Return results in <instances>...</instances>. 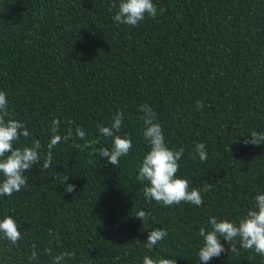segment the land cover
Masks as SVG:
<instances>
[{
    "label": "trees",
    "instance_id": "obj_1",
    "mask_svg": "<svg viewBox=\"0 0 264 264\" xmlns=\"http://www.w3.org/2000/svg\"><path fill=\"white\" fill-rule=\"evenodd\" d=\"M112 2L0 0V91L30 133L15 146L41 143L27 187L0 196V219L12 216L23 236L18 244L0 236V264H29L33 245L39 260L31 264H51L49 249L75 253L63 264H143L144 256L203 264L200 227L211 216L238 221L264 192V145L244 144L251 131L264 132V0H153L156 18L135 27L113 20ZM142 104L157 113L168 147L185 150L177 175L191 188L211 184L202 206L145 199L148 184L137 179L150 150ZM119 110L118 134L130 135L133 148L115 167L99 155L112 147L99 126ZM56 119L59 134L71 128L73 136L52 149L44 169ZM77 127L93 148L75 147L84 143ZM201 142L206 161L192 158ZM65 175L74 193L65 192ZM140 210L151 214L147 221L136 217ZM157 228L168 237L149 249ZM237 247L208 264H264Z\"/></svg>",
    "mask_w": 264,
    "mask_h": 264
},
{
    "label": "clouds",
    "instance_id": "obj_2",
    "mask_svg": "<svg viewBox=\"0 0 264 264\" xmlns=\"http://www.w3.org/2000/svg\"><path fill=\"white\" fill-rule=\"evenodd\" d=\"M113 20L118 24L127 26H138L146 16L155 19L157 6L153 0H120L118 6L113 0L110 11L117 9ZM163 8L160 9L162 13ZM9 101L5 92L0 91V196H12L14 193L27 187L25 172L33 165L40 162L41 143L34 140L31 146L16 147V143L23 136L28 138L30 133L26 124L11 116L8 111ZM197 107H203L202 102ZM142 113L141 120L144 125L143 138L148 143L150 150L143 157L139 166V181H146L148 186L143 188V194L148 201H155L164 207L179 205L181 202L190 203L195 206L203 205V193L211 189V184H204L201 188H191L190 181L177 175L183 158L184 148L170 149L168 147L161 123L157 120V113L148 104H142L139 108ZM123 110L117 111L109 126L100 125L101 136L112 138V147L100 148L99 155L106 158L107 162L118 167L121 157L127 156L133 148L130 135H119L124 121ZM60 121L53 120L51 124V139L47 145V157L44 160L43 168L51 167L53 161L52 149L61 141L67 142L73 136V130L69 128L64 135L59 134ZM75 135L83 144H75L81 150L93 148L94 141L86 138L83 127L75 129ZM244 144L256 146L264 145V132L251 131L250 137L244 140ZM206 161L208 153L205 143H197L194 148L193 159ZM69 177L64 176L62 183L66 193L76 191L75 184H68ZM254 205L249 208L244 216L238 221L218 219L215 216L209 217L207 227H200L198 235L203 238V246L199 249V261L208 264L213 258H218L222 253L230 251L238 252L237 244L245 250H254L255 253L264 256V192L254 197ZM150 213L143 210L138 211L136 217L143 222L147 221ZM0 236L12 244H18L23 239L17 221L10 215L0 219ZM168 237L167 229L151 230L147 236L146 247L152 249ZM227 241L230 248L221 243ZM51 256V264H63L66 258L75 256L74 252L65 251L53 255L51 250H46ZM29 264L38 261L39 255L33 245V250L28 257ZM143 264H177L176 259L158 258L149 256L143 257Z\"/></svg>",
    "mask_w": 264,
    "mask_h": 264
}]
</instances>
